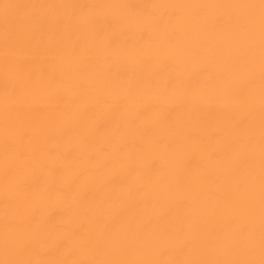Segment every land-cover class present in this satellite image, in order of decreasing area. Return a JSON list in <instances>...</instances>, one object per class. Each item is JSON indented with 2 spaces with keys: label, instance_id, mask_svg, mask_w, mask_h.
<instances>
[{
  "label": "bare ground",
  "instance_id": "bare-ground-1",
  "mask_svg": "<svg viewBox=\"0 0 264 264\" xmlns=\"http://www.w3.org/2000/svg\"><path fill=\"white\" fill-rule=\"evenodd\" d=\"M0 264H264V0H0Z\"/></svg>",
  "mask_w": 264,
  "mask_h": 264
}]
</instances>
